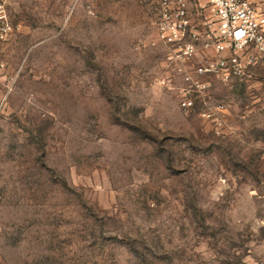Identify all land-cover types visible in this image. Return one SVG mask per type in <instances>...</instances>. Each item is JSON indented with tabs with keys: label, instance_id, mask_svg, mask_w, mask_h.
I'll list each match as a JSON object with an SVG mask.
<instances>
[{
	"label": "rangeland",
	"instance_id": "1",
	"mask_svg": "<svg viewBox=\"0 0 264 264\" xmlns=\"http://www.w3.org/2000/svg\"><path fill=\"white\" fill-rule=\"evenodd\" d=\"M7 18L0 264H264L263 68L169 60L159 0H8Z\"/></svg>",
	"mask_w": 264,
	"mask_h": 264
},
{
	"label": "built area",
	"instance_id": "2",
	"mask_svg": "<svg viewBox=\"0 0 264 264\" xmlns=\"http://www.w3.org/2000/svg\"><path fill=\"white\" fill-rule=\"evenodd\" d=\"M8 0H0V39L13 31L7 18ZM158 40L170 49L169 60L185 64L210 52L195 67L197 75H217L224 81L244 78L252 69H264V0H159ZM182 107L194 109L192 92L200 96L208 86L193 80ZM217 108H221L218 106ZM205 115L219 116L215 111Z\"/></svg>",
	"mask_w": 264,
	"mask_h": 264
}]
</instances>
